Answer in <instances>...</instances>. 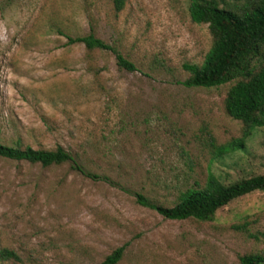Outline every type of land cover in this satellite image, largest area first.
I'll list each match as a JSON object with an SVG mask.
<instances>
[{
  "label": "rangeland",
  "instance_id": "374dc122",
  "mask_svg": "<svg viewBox=\"0 0 264 264\" xmlns=\"http://www.w3.org/2000/svg\"><path fill=\"white\" fill-rule=\"evenodd\" d=\"M189 0H0V143L54 150L73 161L42 167L0 157V264H239L264 248L233 225L264 233V190L233 200L212 222L168 220L136 202L172 206L177 189L264 174V127L244 148L217 154L241 135L224 110L233 82L187 88L184 63L202 64L207 25L189 17ZM92 32L109 51L67 45ZM210 136L213 142H210ZM213 144V145H212ZM77 164L91 178L71 168ZM264 264V263H263Z\"/></svg>",
  "mask_w": 264,
  "mask_h": 264
},
{
  "label": "trees",
  "instance_id": "16d2710c",
  "mask_svg": "<svg viewBox=\"0 0 264 264\" xmlns=\"http://www.w3.org/2000/svg\"><path fill=\"white\" fill-rule=\"evenodd\" d=\"M127 0H111L117 13L124 9ZM189 17L195 24L207 25L211 46L202 64L184 63L182 69L189 76L180 84L187 88H212L233 82L224 98L227 116L241 123V135L225 145L216 147L217 154L238 151L256 128L264 127V0H189ZM57 34L66 38L67 45L82 44L88 51H109L115 56L116 65L122 70L133 72L136 66L119 50L92 32L82 36H71L58 29ZM210 142L214 140L210 136ZM213 145V144H212ZM0 157L15 161H26L42 167L61 165L73 161L62 147L54 150L33 149L30 146H7L0 143ZM75 163V162H74ZM71 168L91 178L80 165ZM264 190V174L240 178L224 184L209 173L203 186L177 189L171 207L161 205L144 195L137 194L136 202L168 220L192 219L212 222L215 214L230 202L255 191ZM248 223L233 225L237 231L248 233L255 242L262 241L264 233L251 234ZM124 247L107 255L100 264H117ZM19 261L18 255L8 248H0V261ZM239 264H263L264 248L249 251L238 257Z\"/></svg>",
  "mask_w": 264,
  "mask_h": 264
}]
</instances>
